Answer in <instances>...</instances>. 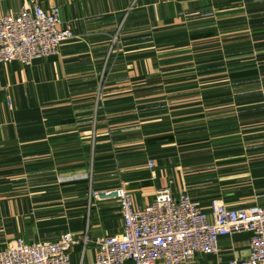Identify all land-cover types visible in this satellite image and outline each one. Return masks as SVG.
Returning <instances> with one entry per match:
<instances>
[{"label": "crops", "instance_id": "crops-1", "mask_svg": "<svg viewBox=\"0 0 264 264\" xmlns=\"http://www.w3.org/2000/svg\"><path fill=\"white\" fill-rule=\"evenodd\" d=\"M40 3L75 38L0 64V251L70 232L71 263L95 264L97 239L123 229L118 203L95 195L121 187L138 208L165 188L208 212L264 205V130L236 131L233 111L264 123V0ZM29 8L0 0V17ZM250 239L223 237L195 264L245 259Z\"/></svg>", "mask_w": 264, "mask_h": 264}, {"label": "built area", "instance_id": "built-area-1", "mask_svg": "<svg viewBox=\"0 0 264 264\" xmlns=\"http://www.w3.org/2000/svg\"><path fill=\"white\" fill-rule=\"evenodd\" d=\"M29 2L31 8L0 17V64L30 66L57 55L63 43L75 38L63 26L58 7L44 9L40 0ZM95 197L118 203L123 218L121 233L97 239L95 264H195L200 256L218 255L221 238L244 233L251 235L248 257L227 264H264V205L242 208L213 202L208 212L188 193L174 195L169 188L143 208L123 187ZM76 244L70 232L33 244L19 238L0 251V264H72Z\"/></svg>", "mask_w": 264, "mask_h": 264}, {"label": "rangeland", "instance_id": "rangeland-1", "mask_svg": "<svg viewBox=\"0 0 264 264\" xmlns=\"http://www.w3.org/2000/svg\"><path fill=\"white\" fill-rule=\"evenodd\" d=\"M243 94H244V91L243 90H238L237 91V93H236V96L238 97V96H240V97H242L243 96ZM227 96V95H226ZM242 100V99H241ZM239 102H237V107L236 108H233V111L235 112V113H237V114H239V117H236V123H235V125H234V129L236 130V131H239V129H241V130H243L242 132H261L262 130H264V123H261L260 122V120H262V119H260V118H255V117H253V120H252V122H253V124L250 126V128H247V127H245L244 126V123L245 122H247V120H246V117H244V111H245V109H243V108H238V106H240V104H238ZM204 108L206 109L207 108V106H204ZM219 108H222V107H219ZM224 109H226V108H224ZM207 110V109H206ZM205 110V111H206ZM232 110V109H231ZM219 113H225L226 112V110H224L223 111V109L222 110H219L218 111ZM255 112L256 113H258V114H261L260 112H262V110L259 108V106H258V108L257 109H255ZM257 114V115H258ZM263 114V113H262ZM241 116V117H240ZM246 128V129H245ZM217 176V175H216ZM221 178H223V177H221Z\"/></svg>", "mask_w": 264, "mask_h": 264}]
</instances>
